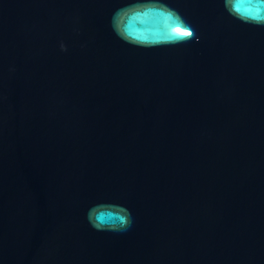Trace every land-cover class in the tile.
I'll return each mask as SVG.
<instances>
[{"label": "water", "instance_id": "water-1", "mask_svg": "<svg viewBox=\"0 0 264 264\" xmlns=\"http://www.w3.org/2000/svg\"><path fill=\"white\" fill-rule=\"evenodd\" d=\"M0 264H264V0H0Z\"/></svg>", "mask_w": 264, "mask_h": 264}, {"label": "flooded vegetation", "instance_id": "flooded-vegetation-1", "mask_svg": "<svg viewBox=\"0 0 264 264\" xmlns=\"http://www.w3.org/2000/svg\"><path fill=\"white\" fill-rule=\"evenodd\" d=\"M168 4H169L172 8H174L175 10H177V11L183 16V18H184L186 21H191L190 18H189V16L184 12V10H183L182 8H180V7L177 6V5L170 4L169 2H168Z\"/></svg>", "mask_w": 264, "mask_h": 264}]
</instances>
